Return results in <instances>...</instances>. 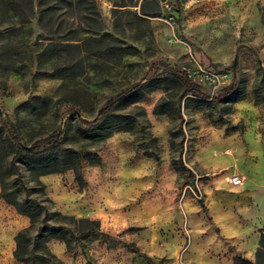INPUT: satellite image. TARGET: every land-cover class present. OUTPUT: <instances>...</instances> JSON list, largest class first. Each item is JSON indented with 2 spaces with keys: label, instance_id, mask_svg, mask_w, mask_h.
Segmentation results:
<instances>
[{
  "label": "rangeland",
  "instance_id": "rangeland-1",
  "mask_svg": "<svg viewBox=\"0 0 264 264\" xmlns=\"http://www.w3.org/2000/svg\"><path fill=\"white\" fill-rule=\"evenodd\" d=\"M14 1H0V121L12 124L25 145L56 135L62 152H79L84 180L79 185L71 169L39 175L40 168L19 156L4 178L16 200L29 195L48 209L45 229L68 236L71 228L78 237L68 236L70 249L51 238L52 254L63 264H149L127 248L133 243L153 264H223L214 238L225 232L222 245L253 260L264 217V0H241L239 11L222 20L191 6L185 22L177 20L180 0H95L102 29L93 34L87 30L99 17L85 8L89 0H43L54 12L42 18L36 0L32 11L26 0L11 9ZM105 33L118 46L133 47L118 64H98L74 78L43 75L67 59L37 61L47 41ZM215 53L221 60H213ZM235 55L233 97L244 98L221 100L232 81L225 67ZM165 65L184 73L200 65L228 78L209 99L208 84L191 95ZM119 95L107 113L131 116V129L101 138L95 124L82 121H108L99 111ZM162 99L168 114H154ZM88 154L100 163L89 162ZM236 176L239 186L232 183ZM36 212L40 218L43 209ZM81 218L97 219L115 240L84 235ZM29 226L0 195V264H28L13 251L14 236ZM38 226L28 229L30 236Z\"/></svg>",
  "mask_w": 264,
  "mask_h": 264
},
{
  "label": "trees",
  "instance_id": "trees-1",
  "mask_svg": "<svg viewBox=\"0 0 264 264\" xmlns=\"http://www.w3.org/2000/svg\"><path fill=\"white\" fill-rule=\"evenodd\" d=\"M4 1V0H0ZM29 4V8L32 11L34 8L35 0H26ZM21 0H15L11 2L10 8L16 11L19 10ZM43 0H36L38 5L39 18H42L45 13L53 14V5L49 4L45 7L41 6ZM89 11L97 14L99 19L97 20L96 28H89L87 32L96 33L102 29V20L96 9L95 0H89L88 5L85 7ZM145 13V12H143ZM179 14L177 20L179 21ZM107 34H103L101 37H84L82 39H73L74 41L62 42L50 39L43 44L40 49L35 53V58L39 62L52 61L57 58L65 57V63L53 67L51 73L44 72V76H50L60 79H65L68 75L69 77L81 76L85 69L95 68L100 65H104L107 62L113 64H118L121 57L129 53L133 47L130 46H118L114 42L107 39ZM95 59V62L92 61ZM67 60V61H66ZM87 60V61H86ZM86 61V62H85ZM237 65L236 55L231 63V65L225 67V69L230 70L232 73V81L230 84L224 87L223 92L218 94V98L223 99H235L241 100L244 96L233 97L236 90L235 81V68ZM165 72L178 78L181 83L185 86L186 90L190 92L191 95L198 96L201 94L200 85L195 84L190 81L184 72H179L172 67L165 65ZM138 85V84H137ZM136 85V86H137ZM129 90L125 91L126 94ZM257 92V91H256ZM122 95H119L111 99L105 107L99 111V117L101 119H108V121H82L84 124H95L92 130H101L103 132L100 136L101 138L109 137L113 132L116 131H129L132 126V117L128 115H108L107 111L111 104L116 102ZM205 98H202V101ZM162 99L154 107V114H168V109H163ZM20 106H23L20 105ZM97 120V119H96ZM5 131V137L2 138L0 133V147L3 153H0V195L2 198L12 205L19 214L25 215L30 219V226L19 230L14 236L15 249L13 251V257L17 261H22L28 264H63L62 261L58 260L55 255L50 251L47 243L51 238H58L65 243L66 247L70 249L71 242L69 237L78 238L73 234L71 228H67L68 236L61 234L57 235L54 232L48 231L45 227H50L48 223V209L39 203L36 199L26 195L23 200L19 201L14 198L15 191L12 193L7 192L5 177L9 176L12 172V168H16L14 162L15 156H19L29 166H35L40 168L39 175L63 172L65 170L71 169L74 172L75 179L79 185H84V180L80 172V154L75 150H67L66 152L61 151V140L56 136L52 135L45 138H40L33 141L30 145H25L22 143L15 127L8 123L7 121H0V131ZM91 130V129H90ZM156 141V139H153ZM61 153L63 155H61ZM12 157L9 159V156ZM86 159L91 163H100L99 156L96 154H88ZM158 160V157H156ZM3 163H8L9 168H5ZM5 172V173H1ZM5 174V175H3ZM201 207H204L202 201L200 202ZM42 208L43 214L39 218V214L36 212V208ZM83 223L86 227L84 235H91L96 238H102L107 241L115 240V237L105 232L100 228V223L97 219L81 218L77 220ZM39 222L37 227V234L35 236L29 235V228L33 227ZM64 228V227H60ZM261 237L259 238L258 245L254 252V259H248L243 255L237 254L234 256L232 264H264V223L260 228ZM80 246L84 248V244L80 243ZM127 248L136 253L138 256L144 258L153 264L150 257L141 252L136 245L129 243L126 245ZM39 249V251H37Z\"/></svg>",
  "mask_w": 264,
  "mask_h": 264
},
{
  "label": "crops",
  "instance_id": "crops-1",
  "mask_svg": "<svg viewBox=\"0 0 264 264\" xmlns=\"http://www.w3.org/2000/svg\"><path fill=\"white\" fill-rule=\"evenodd\" d=\"M181 5H182V12H179V21L182 20V22H185V14H187L189 12V10L191 9V6L193 8H204V10L202 11L204 14H207V17H209L208 14H210L211 17H218L221 20L224 19V17H232L233 14L235 12H238L240 9V5L242 3L241 0H180ZM202 10V9H200ZM197 14V11H196ZM215 14V15H214ZM198 15V14H197ZM223 33V32H221ZM219 29H216V35H219ZM183 35L186 37L187 33L185 28H183ZM221 35V34H220ZM215 45H221L222 41L221 38L216 37V40L214 41ZM201 48H203V50L207 53V55H210L209 51H207L205 49V47H203V45H200ZM220 53H215L213 60H221L222 57H220ZM234 59V58H233ZM255 136H259L260 137V133H254ZM257 138V137H256ZM242 181V180H241ZM241 184V183H240ZM238 185H234V186H239ZM264 223V217L261 220V224L259 226H262ZM227 236V234L224 232V235L220 236L219 238H214L215 242H218L221 245V248L223 249V252L221 254V261L223 262V264H232L233 263V259H234V255H232L224 245H222V238H225ZM232 236V235H229ZM15 242V241H14ZM257 245H258V241H257ZM239 252H242V249H238ZM241 250V251H240ZM256 250V249H255ZM244 255V254H241ZM249 259H251L250 257H247Z\"/></svg>",
  "mask_w": 264,
  "mask_h": 264
},
{
  "label": "built area",
  "instance_id": "built-area-1",
  "mask_svg": "<svg viewBox=\"0 0 264 264\" xmlns=\"http://www.w3.org/2000/svg\"><path fill=\"white\" fill-rule=\"evenodd\" d=\"M165 5L168 6L167 3H165ZM169 19H172V16H169ZM172 22H174V20ZM185 75L190 81L194 82L197 85L208 84L211 88V93L208 96L209 99L212 97V94L215 92V90L222 86V84H224L228 78V75L223 72L208 69L200 65H198L193 70L187 69ZM232 183L233 185H238L241 183V179L237 176L232 177ZM193 194L196 198L198 197L195 192H193Z\"/></svg>",
  "mask_w": 264,
  "mask_h": 264
}]
</instances>
